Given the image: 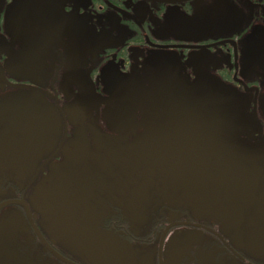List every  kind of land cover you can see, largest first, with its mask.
Masks as SVG:
<instances>
[{"label":"flooded vegetation","instance_id":"1","mask_svg":"<svg viewBox=\"0 0 264 264\" xmlns=\"http://www.w3.org/2000/svg\"><path fill=\"white\" fill-rule=\"evenodd\" d=\"M0 264H264V0H0Z\"/></svg>","mask_w":264,"mask_h":264}]
</instances>
